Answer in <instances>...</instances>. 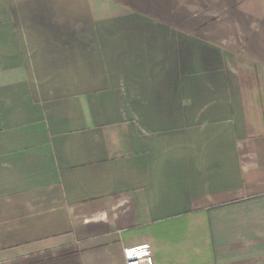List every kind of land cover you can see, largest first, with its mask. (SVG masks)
Here are the masks:
<instances>
[{"label":"crops","instance_id":"1","mask_svg":"<svg viewBox=\"0 0 264 264\" xmlns=\"http://www.w3.org/2000/svg\"><path fill=\"white\" fill-rule=\"evenodd\" d=\"M146 256L264 264V0H0V264Z\"/></svg>","mask_w":264,"mask_h":264},{"label":"built area","instance_id":"2","mask_svg":"<svg viewBox=\"0 0 264 264\" xmlns=\"http://www.w3.org/2000/svg\"><path fill=\"white\" fill-rule=\"evenodd\" d=\"M126 264H156L153 257H139L127 260Z\"/></svg>","mask_w":264,"mask_h":264},{"label":"rangeland","instance_id":"3","mask_svg":"<svg viewBox=\"0 0 264 264\" xmlns=\"http://www.w3.org/2000/svg\"><path fill=\"white\" fill-rule=\"evenodd\" d=\"M131 106V105H130ZM129 120H132V119H129Z\"/></svg>","mask_w":264,"mask_h":264}]
</instances>
